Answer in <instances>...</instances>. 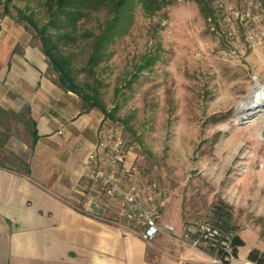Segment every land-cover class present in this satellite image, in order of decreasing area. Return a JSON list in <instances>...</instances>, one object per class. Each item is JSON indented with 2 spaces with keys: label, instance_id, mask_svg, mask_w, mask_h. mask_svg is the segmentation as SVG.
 <instances>
[{
  "label": "rangeland",
  "instance_id": "obj_1",
  "mask_svg": "<svg viewBox=\"0 0 264 264\" xmlns=\"http://www.w3.org/2000/svg\"><path fill=\"white\" fill-rule=\"evenodd\" d=\"M209 3L212 20L200 13L193 0H171L151 16L136 4L125 27L92 68L87 67L90 34L105 20V10L78 21V44H60L73 53L78 79L97 87L107 112L114 116L99 110L102 132L116 131L122 137L128 149L127 163L135 169L139 183L155 184L165 192L160 222L165 223V210L180 205L184 224L212 216L220 218L224 232L232 235L227 225L231 206L226 199L238 195L234 183L245 166L264 160V96L263 110L250 117L238 116L241 104L249 103L247 96L264 88V0ZM3 4L1 0L0 20L18 24L28 41L40 46L33 27L17 19V12L22 9L41 25L49 19L43 2L11 0L6 14ZM145 55L151 61L139 68ZM47 73L51 78L57 75L51 67ZM72 94L83 110L80 97ZM19 116L20 111L4 115L3 123L0 118V162L7 165L14 162L7 157L15 153L5 146L6 138L12 141L17 136L25 143L24 154L30 150L31 125L25 112L23 121ZM111 214L140 232V226L128 222L118 210ZM260 227L258 236L246 233L247 243L264 249V216ZM174 232H158L149 243L150 254L155 255L160 243ZM245 253L242 246L239 255Z\"/></svg>",
  "mask_w": 264,
  "mask_h": 264
},
{
  "label": "crops",
  "instance_id": "obj_2",
  "mask_svg": "<svg viewBox=\"0 0 264 264\" xmlns=\"http://www.w3.org/2000/svg\"><path fill=\"white\" fill-rule=\"evenodd\" d=\"M20 27L0 20V107L17 113L28 106L39 137L33 146L30 138L28 154L17 136L5 140L30 172L0 167V264H217L214 255L181 238L180 205L164 211L175 232L155 255L149 252L152 238L110 217L118 209L91 187L82 167L102 134L103 114L80 110L72 92L53 82L40 46ZM252 163L234 183L238 195L226 199L227 225L244 242L237 260L253 248L264 252L247 243L246 233L258 236L264 216V160Z\"/></svg>",
  "mask_w": 264,
  "mask_h": 264
},
{
  "label": "trees",
  "instance_id": "obj_3",
  "mask_svg": "<svg viewBox=\"0 0 264 264\" xmlns=\"http://www.w3.org/2000/svg\"><path fill=\"white\" fill-rule=\"evenodd\" d=\"M4 0V13H8V2ZM49 14V19L39 25L32 15H27L22 9H18L17 19H25L34 29L35 35L40 40V49L44 54L48 67L56 72L53 82L65 91L77 94L83 102V110L98 109L104 115H113L107 112L105 104L100 97L99 91L90 81H80L73 64V53L64 51L63 45H76L80 41L78 32V21L88 18L94 12L106 11V18L102 23L97 24L96 32H91L93 36L91 52L87 58V67L92 68L104 54V49L109 46L115 35L125 27V23L130 19L136 4H140L142 12L151 16L157 11L167 6L171 0H40ZM199 8L200 13L209 20L214 18L213 8L209 0H193ZM1 2V0H0ZM81 26V25H80ZM82 27V26H81ZM85 39V37H84ZM151 58L147 55L139 64L143 68L150 63ZM24 112L27 114V121L31 125L30 136L31 146L34 145L38 136L36 123L30 116V108L26 106L20 111V119L23 121ZM7 117L15 114L11 110L0 107V115ZM3 123L4 119L1 118ZM13 160L11 165L0 162V167L15 170L20 173H29V164L20 156L11 154ZM233 252L236 256L237 247L243 245V240L238 235H232ZM247 259L253 260L256 264H264V252L253 248L248 252Z\"/></svg>",
  "mask_w": 264,
  "mask_h": 264
},
{
  "label": "built area",
  "instance_id": "obj_4",
  "mask_svg": "<svg viewBox=\"0 0 264 264\" xmlns=\"http://www.w3.org/2000/svg\"><path fill=\"white\" fill-rule=\"evenodd\" d=\"M127 158L128 149L118 132H102L93 150L82 160L84 175L128 222L140 226L144 238H153L160 231H173V225L159 220L160 207L166 201L165 192L155 184L139 183ZM181 235L194 247L213 250L216 253L213 261L217 264H256L250 259H235L232 235L224 232L220 218L189 220Z\"/></svg>",
  "mask_w": 264,
  "mask_h": 264
},
{
  "label": "bare ground",
  "instance_id": "obj_5",
  "mask_svg": "<svg viewBox=\"0 0 264 264\" xmlns=\"http://www.w3.org/2000/svg\"><path fill=\"white\" fill-rule=\"evenodd\" d=\"M263 96H264L263 87H258L255 90H253L247 96V99H249L248 105L244 106L243 104H241L240 109L238 111V116L250 117L253 114H255L257 111L263 110L262 108L263 107V101H262Z\"/></svg>",
  "mask_w": 264,
  "mask_h": 264
}]
</instances>
